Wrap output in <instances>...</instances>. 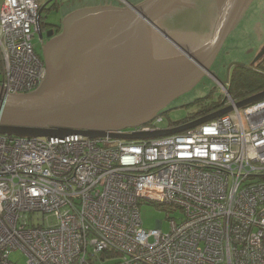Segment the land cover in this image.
I'll use <instances>...</instances> for the list:
<instances>
[{"label":"built area","instance_id":"built-area-1","mask_svg":"<svg viewBox=\"0 0 264 264\" xmlns=\"http://www.w3.org/2000/svg\"><path fill=\"white\" fill-rule=\"evenodd\" d=\"M40 9L0 2V86L10 94L46 77L33 44ZM221 87L233 111L161 138L0 134V264H21L14 253L25 264H264V100L238 108ZM146 203L183 218L168 233L162 222L146 231Z\"/></svg>","mask_w":264,"mask_h":264},{"label":"water","instance_id":"water-1","mask_svg":"<svg viewBox=\"0 0 264 264\" xmlns=\"http://www.w3.org/2000/svg\"><path fill=\"white\" fill-rule=\"evenodd\" d=\"M183 1L87 7L66 16L62 33L43 47L46 77L40 88L13 95L0 86V134L146 140L186 132L233 111V106L225 107L156 132L119 133L151 123L211 72L226 38L252 0H228L216 28L212 25L197 40L200 50L197 46L181 49L178 35L163 24L165 15L181 9ZM168 41L180 50H168ZM263 55L264 49L253 63ZM262 100L264 91L236 106Z\"/></svg>","mask_w":264,"mask_h":264},{"label":"rangeland","instance_id":"rangeland-1","mask_svg":"<svg viewBox=\"0 0 264 264\" xmlns=\"http://www.w3.org/2000/svg\"><path fill=\"white\" fill-rule=\"evenodd\" d=\"M47 0H40L44 4ZM63 6L59 12H53L50 16L51 21L58 22L64 19L67 14L77 9L103 6V4L114 3L115 7L121 3H126L125 0H59ZM104 1V2H103ZM134 1V0H133ZM2 2V0H0ZM139 4V3H138ZM128 5V4H127ZM137 5V4H136ZM107 6V5H106ZM124 7H126L124 5ZM122 7V8H124ZM47 12H45L46 14ZM258 40V42H257ZM36 51L41 54L42 46L37 37L33 39ZM239 47L244 49H240ZM264 47V0H258L248 10L237 29L228 38L222 53L218 56L213 70L217 77H206L202 80L191 92L185 94L181 98H177L167 105L161 112L163 121L160 127L168 128L175 122H179L188 118L191 114L197 111L196 106H192L193 101L200 96L211 93L216 100L224 99V91L222 85L229 89L227 66L232 62L251 63L254 59V54L258 48ZM247 48V49H246ZM246 49V50H245ZM253 67L259 68L264 64V56L257 62L253 63ZM129 129H127L128 131ZM184 213L180 209L170 210L169 207L159 204L146 203L140 205V216L143 222V228L146 231L156 229L158 222H162L164 233L170 231V221L176 219L178 222L183 218ZM153 240V238H151ZM13 261H20L25 264L26 258L22 253H14L11 255ZM115 261H106L100 264H114Z\"/></svg>","mask_w":264,"mask_h":264},{"label":"flooded vegetation","instance_id":"flooded-vegetation-1","mask_svg":"<svg viewBox=\"0 0 264 264\" xmlns=\"http://www.w3.org/2000/svg\"><path fill=\"white\" fill-rule=\"evenodd\" d=\"M126 3H121L117 5L118 7H124V5L131 6V5H136L144 0H125ZM258 0H252L242 17V19L239 21L237 26L231 31L229 36L226 38L223 46L221 47L214 63L212 64L210 71L207 72L206 75H204L201 80L188 92L180 95L177 98H181L185 94L191 92L194 90L197 86L200 85L202 80L204 78L208 77H217L216 73L213 70L214 64L216 63V60L218 56L222 53V50L225 46V44L228 41V38L231 36V34L237 29V27L240 25L242 22L243 18L247 14L248 10L254 5V3ZM104 2V1H103ZM228 0H184L183 1V6H181V9H177L173 13H169L165 15V23H163L166 27H168L172 32H175L173 34H177L179 39L176 37L177 42L183 45V48L187 50H192L195 46H197V49H202L201 45H198V39L199 37L205 36L207 30H209L212 25H215L220 18V15L224 6L228 4ZM128 4V5H127ZM98 5H101L98 4ZM96 5V6H98ZM103 5H114V3L110 4H103ZM63 4L59 0H47L44 4H41V9L42 12H40V18L38 21V31L37 37L38 41L40 42L42 49H41V60L45 66L46 69V62H45V57L43 55V47L50 42L52 39L55 37L59 36L62 31H63V18L60 19L58 22L56 21H51L50 16L53 12H59L62 9ZM82 9V8H81ZM78 10V9H77ZM45 12H47L45 14ZM74 11H71L69 14H71ZM67 14L66 16H68ZM211 23V24H210ZM50 35V36H49ZM186 36H190L189 39H185ZM258 42V40H257ZM168 50H172L174 52L180 50L179 46L173 45L172 42L167 43ZM240 49H244L245 47ZM207 48H205L206 50ZM247 49V48H246ZM245 49V50H246ZM264 49V47L258 48L256 50V53L254 54V59L257 57V55ZM264 56V55H263ZM263 56L261 58H263ZM260 58V59H261ZM253 59V61H254ZM253 61L251 63H242V62H235L231 63L229 66H227V75H228V81L230 82L231 78L233 77L234 73L239 69L240 67H246V68H251L254 66ZM211 93H207L204 96L211 95ZM202 97V96H200ZM176 98V99H177Z\"/></svg>","mask_w":264,"mask_h":264},{"label":"trees","instance_id":"trees-1","mask_svg":"<svg viewBox=\"0 0 264 264\" xmlns=\"http://www.w3.org/2000/svg\"><path fill=\"white\" fill-rule=\"evenodd\" d=\"M229 83V93L238 101L264 91V64H261L259 68L240 67L234 73ZM191 105L196 106L197 111L188 118L175 122L169 127L192 121L222 109L224 106V99L220 98L215 100L211 94L195 99Z\"/></svg>","mask_w":264,"mask_h":264}]
</instances>
